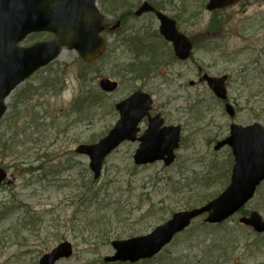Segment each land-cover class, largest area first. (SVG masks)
<instances>
[{
	"label": "rangeland",
	"instance_id": "374dc122",
	"mask_svg": "<svg viewBox=\"0 0 264 264\" xmlns=\"http://www.w3.org/2000/svg\"><path fill=\"white\" fill-rule=\"evenodd\" d=\"M208 1L98 0L109 26L130 15L117 29L123 34H103L105 55L88 64L76 50L63 49L11 93L0 120V167L8 173L0 185V264H39L62 241L72 243L74 255L56 264H118L104 260L114 254V240L146 234L227 186L233 155L230 148L215 151V142L232 122L264 127V34H256L264 15L247 20L264 0L219 14L207 11ZM144 2L177 20L194 42L189 60H176L158 37L155 14H135ZM52 38L39 33L24 45ZM136 38L144 44L136 47ZM200 67L212 76L229 74L235 118L200 80ZM105 77L119 81V89L103 92ZM137 89L153 96L168 123L182 126L177 161L137 166L138 144L127 142L94 179L89 157L76 148L99 141L119 118L116 103ZM251 211L264 217V183L223 224L199 218L154 259L137 264H264V234L240 223Z\"/></svg>",
	"mask_w": 264,
	"mask_h": 264
},
{
	"label": "water",
	"instance_id": "95a60500",
	"mask_svg": "<svg viewBox=\"0 0 264 264\" xmlns=\"http://www.w3.org/2000/svg\"><path fill=\"white\" fill-rule=\"evenodd\" d=\"M239 0H210L208 8L229 7ZM144 4L137 14L152 10ZM161 21V33L173 41L177 55L185 59L192 50L191 42L177 30L176 22L168 16L158 13ZM103 16L96 6V0H0V118L3 116L5 100L22 81L39 67L52 61L63 46L77 49L86 61L99 58L106 46L100 33L103 30ZM35 31L55 33V39L39 42L30 47L19 46V42ZM205 79L208 78L205 76ZM226 77L209 78V85L219 98L226 99L224 86ZM106 91H112L117 83L110 79L101 80ZM152 99L149 94L137 91L117 105L121 119L110 132L93 144H81L76 149L79 154L88 155L90 169L98 179L102 174L106 157L126 140L139 139L141 145L134 159L137 164L164 160L166 165L173 163L175 149L179 146L180 126L161 128L160 115L151 119L148 130L137 138L139 122L149 113ZM227 112L235 115L234 108L226 105ZM229 144L235 155L232 180L228 188L216 199L206 205L191 210L176 212L171 219L155 228L148 235L127 240H115L112 245L116 253L106 257V261H130L150 258L169 244L174 236L186 229L191 221L208 213L206 222H222L251 199L257 186L264 180V128L259 124L243 127L233 124L231 136L220 141L216 149ZM6 172L0 168V183L6 178ZM241 221L264 231L261 215L253 212ZM73 254L71 242L65 241L45 254L39 264H55L61 258Z\"/></svg>",
	"mask_w": 264,
	"mask_h": 264
},
{
	"label": "flooded vegetation",
	"instance_id": "af4514ba",
	"mask_svg": "<svg viewBox=\"0 0 264 264\" xmlns=\"http://www.w3.org/2000/svg\"><path fill=\"white\" fill-rule=\"evenodd\" d=\"M246 1H248V0H245L244 2H246ZM260 5H261V4H260ZM263 5H264V4H263ZM263 5H261V7H260L259 10L255 11L253 14L247 16V20H249L250 22H251V21L254 22V21L260 20V19L262 18V16L264 15V10L262 9V6H263ZM152 13L156 14L155 11L152 12ZM129 17H130V15L125 16V17H123L122 19H120L119 22H118L119 25H121V23H122L123 21L125 22L126 20H128ZM107 25H108V24H107ZM108 26H109V25H108ZM254 26H260V23H259V22H256V23H254ZM111 33H113V34H123L121 31H113L110 27H109V28H106V30H105V34H111ZM256 34H259V35L264 34V24H262V26L256 31ZM160 37H161V36H160ZM161 38H162V37H161ZM253 39H254V38H253ZM162 41H163L164 44L170 46L171 50L174 52L173 44H172L170 41H166L164 38H162ZM141 43H142V40H141V39H137L133 44H135V46L137 47V46H140ZM199 74H200L201 76H203V75H205V74H209V73L206 72V71H204V70L200 67V69H199ZM199 74H198V75H199ZM209 75H211V74H209ZM200 78H201V77H200ZM204 83H205V82H204ZM157 113H161V112H156V111H155V106H153L152 111H151V114H152V115H155V114H157ZM161 114H162V113H161ZM164 119H165V117H164ZM148 122H149L148 118H145V119L142 121V124H146V125L144 126L145 129H146L147 126H148ZM165 124H169V123L167 122L166 119H165Z\"/></svg>",
	"mask_w": 264,
	"mask_h": 264
},
{
	"label": "trees",
	"instance_id": "16d2710c",
	"mask_svg": "<svg viewBox=\"0 0 264 264\" xmlns=\"http://www.w3.org/2000/svg\"><path fill=\"white\" fill-rule=\"evenodd\" d=\"M90 182H91V181H90ZM93 182H94V181H92V183H93ZM212 197H213V196H211V197H206V198H200V200H198L197 203H198V202H201V204H202V203H204V202L209 201ZM197 203H196L195 205H199V204H197Z\"/></svg>",
	"mask_w": 264,
	"mask_h": 264
}]
</instances>
